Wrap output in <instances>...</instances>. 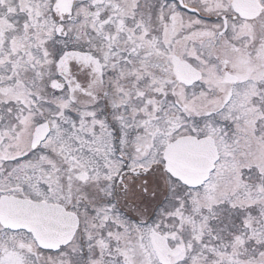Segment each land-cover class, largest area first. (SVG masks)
<instances>
[{"label":"snow or ice","instance_id":"snow-or-ice-1","mask_svg":"<svg viewBox=\"0 0 264 264\" xmlns=\"http://www.w3.org/2000/svg\"><path fill=\"white\" fill-rule=\"evenodd\" d=\"M0 264H264V0H0Z\"/></svg>","mask_w":264,"mask_h":264}]
</instances>
